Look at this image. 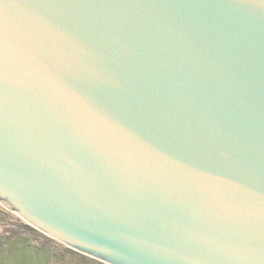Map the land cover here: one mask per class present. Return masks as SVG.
Returning a JSON list of instances; mask_svg holds the SVG:
<instances>
[{"label": "water", "instance_id": "95a60500", "mask_svg": "<svg viewBox=\"0 0 264 264\" xmlns=\"http://www.w3.org/2000/svg\"><path fill=\"white\" fill-rule=\"evenodd\" d=\"M0 202L104 264H264V0H0Z\"/></svg>", "mask_w": 264, "mask_h": 264}, {"label": "rangeland", "instance_id": "374dc122", "mask_svg": "<svg viewBox=\"0 0 264 264\" xmlns=\"http://www.w3.org/2000/svg\"><path fill=\"white\" fill-rule=\"evenodd\" d=\"M0 264H104L33 228L0 202Z\"/></svg>", "mask_w": 264, "mask_h": 264}]
</instances>
